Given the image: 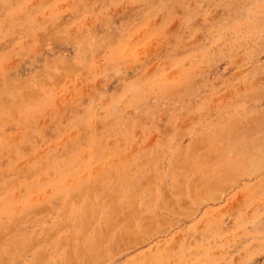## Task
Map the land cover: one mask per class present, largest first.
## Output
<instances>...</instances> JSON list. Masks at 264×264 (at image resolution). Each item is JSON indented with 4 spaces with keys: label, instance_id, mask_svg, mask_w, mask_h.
I'll list each match as a JSON object with an SVG mask.
<instances>
[{
    "label": "rangeland",
    "instance_id": "1",
    "mask_svg": "<svg viewBox=\"0 0 264 264\" xmlns=\"http://www.w3.org/2000/svg\"><path fill=\"white\" fill-rule=\"evenodd\" d=\"M0 264H264V0H0Z\"/></svg>",
    "mask_w": 264,
    "mask_h": 264
}]
</instances>
